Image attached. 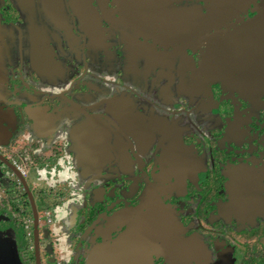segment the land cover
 <instances>
[{
  "label": "flooded vegetation",
  "instance_id": "obj_1",
  "mask_svg": "<svg viewBox=\"0 0 264 264\" xmlns=\"http://www.w3.org/2000/svg\"><path fill=\"white\" fill-rule=\"evenodd\" d=\"M103 247L264 264V0H0V264Z\"/></svg>",
  "mask_w": 264,
  "mask_h": 264
},
{
  "label": "rangeland",
  "instance_id": "obj_2",
  "mask_svg": "<svg viewBox=\"0 0 264 264\" xmlns=\"http://www.w3.org/2000/svg\"><path fill=\"white\" fill-rule=\"evenodd\" d=\"M57 89H59V88H57ZM71 92H73V91H70L67 94L68 95L67 98L70 97ZM63 109H64V115H66L65 116L67 119L66 121L70 120L71 116L68 115L69 108L65 107ZM74 109H77V106H74ZM56 126H57V124H55V128H56ZM65 128L67 129V125L59 133H55V132L52 133L51 132L49 134V136L47 138H45V139H47V144L45 145V147L47 148L49 146L54 145L56 142L59 143V142L63 141V143L64 142L67 143L66 147L69 146L70 149H73V148L75 149L78 147V144H80L83 147V152H79V154L83 155L84 159L88 158L89 161L95 157L102 156V155L110 156L111 151H104L103 143L96 141L93 136L86 134V133L77 134V132H75L72 128H71V130L67 129V131H66ZM63 138H65V139H63ZM45 147L43 149H41L40 151H46L47 149H45ZM84 152H85V154H84ZM106 153H107V155H106ZM73 165L75 166L74 168L76 169L77 172H79V173L83 172V171H81V169L79 167H76L77 166L76 162H73ZM201 239H203V237Z\"/></svg>",
  "mask_w": 264,
  "mask_h": 264
},
{
  "label": "water",
  "instance_id": "obj_3",
  "mask_svg": "<svg viewBox=\"0 0 264 264\" xmlns=\"http://www.w3.org/2000/svg\"><path fill=\"white\" fill-rule=\"evenodd\" d=\"M52 0H45V2H51ZM45 9L49 12H51V5L48 3L47 5H45ZM52 13V12H51ZM215 19V15L213 14H207V15H204V17L201 18V20H203V26L202 27H205L204 23L207 25L209 20H213ZM201 27V28H202ZM200 28V29H201ZM36 59H37V56H33V61L34 63H36ZM144 218H148V216H144ZM142 219V218H140ZM139 220V218H138ZM138 220L136 221V224H139ZM144 223V221H143ZM143 225V224H142ZM143 226H146V225H143ZM89 261H88V264H93L94 261L96 260V263L99 262V263H103V264H141V263H138L136 261H125L123 259H120V258H117L113 252L108 248L106 247H103V248H99L97 250H94L90 257H89Z\"/></svg>",
  "mask_w": 264,
  "mask_h": 264
},
{
  "label": "built area",
  "instance_id": "obj_4",
  "mask_svg": "<svg viewBox=\"0 0 264 264\" xmlns=\"http://www.w3.org/2000/svg\"><path fill=\"white\" fill-rule=\"evenodd\" d=\"M44 219L47 221L49 218L46 214H44Z\"/></svg>",
  "mask_w": 264,
  "mask_h": 264
}]
</instances>
